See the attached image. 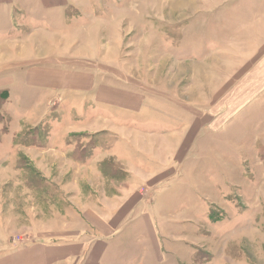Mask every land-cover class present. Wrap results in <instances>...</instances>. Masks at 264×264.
Here are the masks:
<instances>
[{
  "label": "rangeland",
  "instance_id": "obj_1",
  "mask_svg": "<svg viewBox=\"0 0 264 264\" xmlns=\"http://www.w3.org/2000/svg\"><path fill=\"white\" fill-rule=\"evenodd\" d=\"M217 1L99 0L95 15L71 10L68 28L20 31L19 40L28 41L1 49L0 253L78 221L75 197L97 208L131 181L105 153L116 134L97 138L85 129L95 125L89 112L32 85L43 69L87 68L107 80L120 77L157 103L167 100L165 113L191 124L188 151L179 153L188 173L180 166L160 188L156 181L142 188L161 197L152 212L166 264H264V95L257 92L264 69L254 70L264 56L244 63L240 55L218 54L217 45L226 22L219 35L226 46L250 40L264 26V0H254V14L243 13L249 1L232 0L222 16ZM147 223L128 227L122 247L137 239L139 250Z\"/></svg>",
  "mask_w": 264,
  "mask_h": 264
},
{
  "label": "crops",
  "instance_id": "obj_2",
  "mask_svg": "<svg viewBox=\"0 0 264 264\" xmlns=\"http://www.w3.org/2000/svg\"><path fill=\"white\" fill-rule=\"evenodd\" d=\"M247 1L250 3L246 7L249 11L243 12L245 9L239 7L240 14H254V6H251L254 5V0ZM230 2L232 0H218L216 14H227L231 8L227 5ZM91 3L93 4L84 6L85 2L83 5L81 0H0V51L29 40V37L19 40L17 32L50 33L49 30L64 29L69 24L67 14L71 10L81 14H97L94 10L99 5V0H91ZM103 5V9H107L105 3ZM213 13V10L208 13L206 11V15ZM224 20V17L218 16L217 22H225ZM261 20L263 19L259 21ZM251 23L253 30L256 26L254 22ZM229 26L226 22L223 30ZM218 29V54L226 55L231 52L235 56L240 55L239 59L244 60L242 62L255 64L264 56V26L255 28V32L251 31L250 40L229 46L221 41L219 35L223 30ZM254 35L256 40L252 39ZM239 46L243 48L240 49ZM257 69H264L263 64H259L254 70ZM39 75L41 77L38 76L36 80L33 78L32 85L56 94L55 97L61 102L62 99H68L69 103L72 102L70 108H82L83 112H89L90 120H94L95 125L97 122H104L92 125V128L88 125V128L85 127L87 132L97 138H102L106 131L117 135V140L106 148L105 153L109 158L121 162L123 172L132 178L124 192L116 194L112 199L107 198V201L103 200L97 208L92 207L93 204L85 205L79 197H75V203L81 206L78 212L75 211L78 221L43 230L38 241L31 240L19 248L0 253V264H119V261L123 264H166V253L164 255L160 245L161 236L156 231L158 220L152 212L159 204L155 201L161 197L154 198L153 192L146 196L142 194V188L147 185L149 189L153 181L159 182L156 188H160L170 175L179 173L180 166L188 173L187 157H179V153L186 152L189 142L185 132L187 127H191L188 119L179 122L177 118H172L165 113L171 105L167 100L157 103L142 89H132L125 85L123 80H119L120 77L107 80L105 75H97L87 68L59 69L58 73L43 69ZM247 76L251 78L255 75L250 73ZM258 91L260 95H264V87L257 88ZM177 124L181 126L180 129ZM77 130L80 129H73L72 132ZM59 137L64 136L55 138L57 143H67L65 137L63 140ZM162 177L165 180L160 182L159 178ZM142 220L149 224V233L142 235L143 241L149 239V243L142 241L137 250L134 247L140 242L136 239L134 245H130L131 248L128 245L122 247L121 234ZM130 252L135 255L126 257ZM120 254L121 257L118 256Z\"/></svg>",
  "mask_w": 264,
  "mask_h": 264
}]
</instances>
